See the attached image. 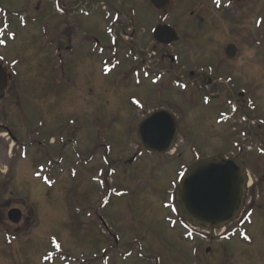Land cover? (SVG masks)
<instances>
[{
	"label": "rangeland",
	"instance_id": "obj_1",
	"mask_svg": "<svg viewBox=\"0 0 264 264\" xmlns=\"http://www.w3.org/2000/svg\"><path fill=\"white\" fill-rule=\"evenodd\" d=\"M191 1L176 0L168 15L159 17L147 0H0V63L14 73L9 95L0 102V124L18 140L15 144L0 129V264H223L226 258L232 264H264V182L247 232L253 245L238 237L222 242L221 231L208 242L201 231L186 240L176 202L182 171L213 156H231L240 144L230 124L219 122L233 113L229 87L258 106L248 114L260 117L264 140V68L245 58L253 49L242 40L244 58L235 66L243 76L249 73L246 81L225 72L226 80L232 75L235 81L206 105L199 96L180 93L175 83L171 89V77L154 85L155 77H135L133 71L149 65L173 70L170 59H150L154 52L173 54L155 50L151 32L166 21L185 35ZM258 3L244 14L263 17L264 0ZM80 7L92 13L77 11ZM250 19L239 20L243 35L256 30L260 35L264 26H256L259 18ZM197 21L200 29L207 24ZM65 39L71 51L59 56ZM213 52L210 46L203 50ZM181 54L174 78L189 87L186 69L180 72L188 66L187 51ZM159 108L180 118L174 153L150 154L137 135ZM245 161L261 180L264 154L246 152ZM42 174L48 183L37 176ZM171 192L179 217L166 208ZM12 209L23 211L21 224L8 220Z\"/></svg>",
	"mask_w": 264,
	"mask_h": 264
},
{
	"label": "flooded vegetation",
	"instance_id": "obj_2",
	"mask_svg": "<svg viewBox=\"0 0 264 264\" xmlns=\"http://www.w3.org/2000/svg\"><path fill=\"white\" fill-rule=\"evenodd\" d=\"M258 2L259 0H247L244 3H238L236 0H220L219 4H217L216 0L191 1V3L189 4L190 6L189 10L191 11L192 18L188 20L189 26L191 24V27H188L186 29L187 31L184 32L185 35L180 34V32L178 31L179 28L177 26L170 24L177 31L180 40L174 43L170 47H165L159 44L154 46L155 50L161 49L173 53L172 55L166 54L161 56L157 52H154L155 53L154 57H156V59L161 63H163L162 62L163 59H170L174 64L170 66L173 70H169V69L156 70L154 68L149 67V69L144 70V73L145 74L149 73L150 70V74L152 75L151 78L153 77L158 78L159 75L162 76L163 78L171 77L174 79L176 75H179L178 72L176 73L175 64H179V65L183 64L181 58L182 55L181 52L185 50L187 51L186 57H188V66H181L180 72L186 69V74L189 75L188 83L192 85V88H190V93L194 97L201 96V98L202 97L215 98V99L220 98L223 95L221 88L222 86H225L226 83V79H225L226 76L223 75L225 72H229L230 74L237 73L238 77H240L241 79L240 80L241 82L246 81V79L248 78L247 76L249 73H246L245 76H243L240 70L238 71L237 66H235L238 65V63L242 61L244 58V51L242 49L243 46L242 40H245V42L247 43L246 48L253 49V50H249V53L245 58L251 59L254 63L257 60L256 65L260 64L264 68V30H262L263 31L262 33L260 32L261 33L260 35L258 31L255 32L253 35L251 34L243 35L242 30L240 29L241 27H239L241 26L239 24V20H245L247 18L250 19L251 15H253V17L259 18V20H261L262 22L261 24L264 23L263 22L264 16L262 17L260 16V14H257L256 16L254 14H249L248 17L246 16V14H244L245 11H247V9H252V8L257 9L259 4ZM221 8L223 9L220 10ZM217 9L220 11H217ZM234 10H237L235 13H237L239 16L236 17L235 14H232ZM209 11L220 13L222 17L211 18L210 14L208 13ZM201 19H203V23H207L201 27L202 30L196 25V23H198L197 20H201ZM259 20H257L256 23H258ZM168 24L169 23L164 22L161 25H168ZM192 24L195 26H193ZM261 26H264V24ZM261 36L262 38H259ZM221 37H223L224 40L223 42L220 41ZM61 43L62 46L59 49L60 51H62L63 49L69 50L71 48L70 46H68L69 43L66 41V39ZM254 45L256 47H254ZM206 46H210L215 50V52L209 54L210 59H207L205 57L209 55H205L203 53V50ZM230 46L234 47L233 50L237 54L234 59H229L227 56V52L225 51V49ZM246 48L244 50H247ZM139 51L142 52L143 54L144 53L149 54L148 51L145 52L143 50H139ZM140 68L141 66L135 68V70L133 71L136 73L140 71L139 70ZM141 72L142 71H140V73ZM250 76H252V74H250ZM11 78L12 77H10L9 79L11 80ZM228 79H230L232 83L235 81L232 75L229 76ZM251 79L252 77L249 80L250 84L255 83L257 80L256 79L252 82ZM231 91L233 90L231 89ZM232 94L234 97L233 98L234 101L239 103L240 106H243V104H245L246 101L248 100L247 97L244 96V94L240 92L237 94L235 90L233 91ZM18 103L19 100H17V105H19ZM255 126L256 128L251 129V131L252 132L254 131L256 134L260 135L263 127L259 125V123H256ZM3 129L7 131L10 130L5 125H3ZM259 143H260V147L263 148L264 150V144H262V139H260ZM260 181L261 180L259 178H256L257 183H260ZM258 203L259 202L257 203L252 202L250 207L252 209L255 207L259 208ZM244 212H246V210ZM198 253H200V251H198Z\"/></svg>",
	"mask_w": 264,
	"mask_h": 264
},
{
	"label": "water",
	"instance_id": "obj_3",
	"mask_svg": "<svg viewBox=\"0 0 264 264\" xmlns=\"http://www.w3.org/2000/svg\"><path fill=\"white\" fill-rule=\"evenodd\" d=\"M239 2L244 0H237ZM172 0H150V5L159 12H168ZM155 39L164 45L179 40L176 31L169 26H159L154 31ZM235 58L233 49H228ZM6 75L0 67V100L7 94ZM139 137L153 153H166L173 149L178 137L174 115L161 110L144 121L138 129ZM135 160L133 158L130 163ZM246 170L236 159L215 156L204 159L187 171L181 182L179 205L184 217L193 225L202 228L220 229L238 218L245 201ZM9 220L19 224L22 212H9Z\"/></svg>",
	"mask_w": 264,
	"mask_h": 264
},
{
	"label": "snow or ice",
	"instance_id": "obj_4",
	"mask_svg": "<svg viewBox=\"0 0 264 264\" xmlns=\"http://www.w3.org/2000/svg\"><path fill=\"white\" fill-rule=\"evenodd\" d=\"M217 4H219L220 0H216ZM245 239H249V237L245 236Z\"/></svg>",
	"mask_w": 264,
	"mask_h": 264
}]
</instances>
